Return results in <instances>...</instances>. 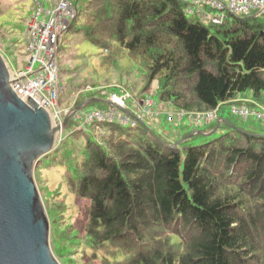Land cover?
<instances>
[{
	"label": "trees",
	"instance_id": "obj_1",
	"mask_svg": "<svg viewBox=\"0 0 264 264\" xmlns=\"http://www.w3.org/2000/svg\"><path fill=\"white\" fill-rule=\"evenodd\" d=\"M80 1L68 30L106 62L136 63L135 74L124 71L143 85L120 86L177 115L135 126L71 119L47 164L60 174L53 191L89 205L79 228L75 203H65L63 255L82 243L83 264H264V120L224 111L234 99L264 104V11L215 24L184 0ZM93 97L102 93H79L72 105ZM96 108L109 107H86ZM217 108L210 123L188 121ZM161 119L169 123L158 129Z\"/></svg>",
	"mask_w": 264,
	"mask_h": 264
},
{
	"label": "water",
	"instance_id": "obj_2",
	"mask_svg": "<svg viewBox=\"0 0 264 264\" xmlns=\"http://www.w3.org/2000/svg\"><path fill=\"white\" fill-rule=\"evenodd\" d=\"M72 108L62 126L32 97L13 90L0 52V264H61L50 244V222L34 180L40 161L54 150L58 131L90 103Z\"/></svg>",
	"mask_w": 264,
	"mask_h": 264
},
{
	"label": "built area",
	"instance_id": "obj_3",
	"mask_svg": "<svg viewBox=\"0 0 264 264\" xmlns=\"http://www.w3.org/2000/svg\"><path fill=\"white\" fill-rule=\"evenodd\" d=\"M32 14L27 21V36L25 50L29 62L23 69L9 67L12 88L15 93L24 99L32 97L42 108H45L55 124L62 125L71 108H60L62 85L60 83L59 52L63 43L64 34L77 15L75 0H56L51 6L46 0H35ZM93 1V0H89ZM190 3V12L202 14L215 24H221L228 14L249 15L264 11V0H184ZM48 2V0H47ZM76 3V4H75ZM120 91L106 94L104 87L87 86L82 93L100 91L107 95L111 102L107 110L83 109L75 120L84 127L92 122H119L124 125H136L138 120L154 118L161 115L154 99L140 101L132 96L128 90L119 86ZM251 105H234L232 113L243 119L257 118L264 120V106L251 101ZM131 110L136 116L132 118L123 110ZM199 113V112H198ZM195 114V113H194ZM177 113L168 112L169 118L174 119ZM218 108L209 112L199 113L189 119L197 121L203 119L210 123L218 118ZM179 114L178 118H182ZM64 139V131L57 135L55 148Z\"/></svg>",
	"mask_w": 264,
	"mask_h": 264
},
{
	"label": "rangeland",
	"instance_id": "obj_4",
	"mask_svg": "<svg viewBox=\"0 0 264 264\" xmlns=\"http://www.w3.org/2000/svg\"><path fill=\"white\" fill-rule=\"evenodd\" d=\"M35 3V0H0V52L4 56L8 68L23 69L29 62L28 53L25 50L27 21L32 14ZM85 3V0L80 1V5H84ZM106 58L107 55H104V51L92 44L81 32L72 29L67 30L59 52L60 82L62 85L60 108H67L69 110L71 107H74L72 101L78 97L79 93H82L84 84L87 82L102 84V86L107 85L110 88L107 89L106 94H109L116 85L122 84L120 81L133 84L135 76L125 73L124 70L134 72L135 74L136 68L139 69L136 63H133L128 57H122L111 64L110 62H106ZM130 76L134 77L133 80ZM134 82L139 87L140 84L143 85L140 79L138 81L134 80ZM105 83L106 85H104ZM224 107L225 113L231 114L230 106L226 105ZM170 110L172 112L175 111V109ZM196 114L199 113L194 114L191 112L188 118L196 116ZM188 121L194 122L190 119ZM155 123L152 122L153 125L160 127H157L158 129H163L162 127L166 126L169 122L163 120L161 122L163 126ZM198 125H205L203 119L199 118ZM165 130H168V128L165 127ZM50 156L51 153L46 157L44 156L40 161V166H37L33 173L39 195L50 222V244L55 257L61 264H83V261L89 259V255L84 254L82 243H78L76 249L71 248V253L64 256L60 242L63 235L62 232L65 233L68 229V225L64 222L65 218L63 217L68 212L66 207L64 208L65 203H69L70 200L75 203L74 209L76 210L77 217L72 218V222L75 223L74 226L77 224L79 228L82 227L83 217L87 212L89 204L87 200H74L67 197V195L59 193V190L53 191V188L56 187L53 184L60 174L56 171L57 167L54 162L47 164L50 162L48 161L51 158ZM56 182L60 183V180ZM65 197L67 201H65ZM59 205L63 207H59ZM56 238L61 239L58 241Z\"/></svg>",
	"mask_w": 264,
	"mask_h": 264
},
{
	"label": "crops",
	"instance_id": "obj_5",
	"mask_svg": "<svg viewBox=\"0 0 264 264\" xmlns=\"http://www.w3.org/2000/svg\"><path fill=\"white\" fill-rule=\"evenodd\" d=\"M55 1H56V0H48V2H47V0H46V5H47V6H51V5H53V4L55 3ZM163 120H164V119H163ZM163 120H161V121L159 122V123H160L159 125H161V122H162Z\"/></svg>",
	"mask_w": 264,
	"mask_h": 264
},
{
	"label": "bare ground",
	"instance_id": "obj_6",
	"mask_svg": "<svg viewBox=\"0 0 264 264\" xmlns=\"http://www.w3.org/2000/svg\"><path fill=\"white\" fill-rule=\"evenodd\" d=\"M52 123H53V126H60V127L62 126V125L55 124L54 122H52ZM61 129H62V128H61ZM61 129H60V130H61ZM62 131H63V130H62ZM58 132H59V131H58Z\"/></svg>",
	"mask_w": 264,
	"mask_h": 264
}]
</instances>
